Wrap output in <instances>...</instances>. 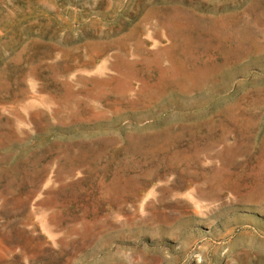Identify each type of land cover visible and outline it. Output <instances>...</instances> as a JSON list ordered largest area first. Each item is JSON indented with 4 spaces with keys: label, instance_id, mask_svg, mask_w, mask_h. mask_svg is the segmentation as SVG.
<instances>
[{
    "label": "rangeland",
    "instance_id": "rangeland-1",
    "mask_svg": "<svg viewBox=\"0 0 264 264\" xmlns=\"http://www.w3.org/2000/svg\"><path fill=\"white\" fill-rule=\"evenodd\" d=\"M225 134L264 171V0H0V264H264V186L164 173Z\"/></svg>",
    "mask_w": 264,
    "mask_h": 264
},
{
    "label": "bare ground",
    "instance_id": "bare-ground-1",
    "mask_svg": "<svg viewBox=\"0 0 264 264\" xmlns=\"http://www.w3.org/2000/svg\"><path fill=\"white\" fill-rule=\"evenodd\" d=\"M174 139L175 142L172 144L174 147L179 146L184 141H189L190 145L198 143V146H200L195 147L197 148L195 149V153H199L198 170L186 171L182 169L180 172L172 169L164 170V173L175 171L172 179L170 178L171 175L167 177L168 180L169 178L171 179L169 180V185H171V188L168 185L169 189H171L175 195L179 196L185 191L188 195L187 201H189V203L191 201L194 205L193 207L202 209L201 202L207 200L222 199V203L230 202L236 200L240 192H243L242 195H246L249 192L252 193V191L258 192V190L264 186V171L259 170L260 172H258L252 168L247 169L246 165L233 169L223 166L221 155L226 150L233 149L239 145L235 134H225L214 139L205 136H200L196 140L192 137L183 136ZM251 149L253 150L250 152L253 153L256 147H252ZM255 160L259 161V158H251L250 162ZM240 161H245V158H242ZM167 190L168 189H166V192ZM258 194L262 196V201H264V190L258 192ZM184 195L183 192L182 196L184 197Z\"/></svg>",
    "mask_w": 264,
    "mask_h": 264
}]
</instances>
